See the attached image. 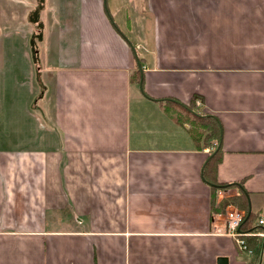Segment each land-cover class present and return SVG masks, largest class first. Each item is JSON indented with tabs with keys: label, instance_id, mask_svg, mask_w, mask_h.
<instances>
[{
	"label": "crops",
	"instance_id": "crops-1",
	"mask_svg": "<svg viewBox=\"0 0 264 264\" xmlns=\"http://www.w3.org/2000/svg\"><path fill=\"white\" fill-rule=\"evenodd\" d=\"M23 1L0 0L25 26L0 43V264H256L212 205L264 219V0H110L141 90L104 0H58L47 27ZM188 106L221 125L205 180Z\"/></svg>",
	"mask_w": 264,
	"mask_h": 264
},
{
	"label": "trees",
	"instance_id": "trees-1",
	"mask_svg": "<svg viewBox=\"0 0 264 264\" xmlns=\"http://www.w3.org/2000/svg\"><path fill=\"white\" fill-rule=\"evenodd\" d=\"M105 12L107 14V16L109 17L111 23L115 26V28L117 29L116 25L113 23L111 16L109 14L108 9H105ZM190 110L192 108H190L189 106L187 107ZM186 109V108H185ZM187 110V109H186ZM188 113L191 116V119L189 120L190 124H191V129H190V133L191 136L193 137V140L195 142H198L199 140H203L205 141L206 144L210 145L211 150H210V154L213 152V150L215 149V147L217 146V144L219 143L220 140V130H221V125L219 120L212 115H203V116H198V115H194L193 113H191L190 111H188ZM185 121L184 119H181L180 117L178 118V121ZM220 149L217 150V152L215 154H213L211 156V158L205 163L204 167H203V179H206V171L208 170V172H210V170L214 169V159L217 156L218 152ZM212 187L213 188H217V189H228L231 188L233 186H235V184H217L215 181L213 183ZM243 194H245L243 192ZM247 198V195H245ZM227 198H231V199H227L228 201H226L225 199L222 201V208L221 209H225L228 206H234L242 211H244V217L243 220L241 221L240 224V228L242 230H256L257 227L253 226V223L256 219V215L253 214L251 212V210H249V206L247 205V201L248 199H246L244 202L238 204L237 203V199L235 197H227ZM221 212V210L218 208L217 213ZM247 244L249 247H253L255 245V241L251 240L250 238H247Z\"/></svg>",
	"mask_w": 264,
	"mask_h": 264
},
{
	"label": "rangeland",
	"instance_id": "rangeland-1",
	"mask_svg": "<svg viewBox=\"0 0 264 264\" xmlns=\"http://www.w3.org/2000/svg\"><path fill=\"white\" fill-rule=\"evenodd\" d=\"M27 1L28 0H25L22 3L25 6L26 5H29L31 7L34 6L35 11H37L38 9H42L38 5L37 2H43L44 0H37V2L35 3V5L34 4H31L30 2H27ZM131 1H132V3L134 2V4L137 2V0H131ZM139 1L142 2V0H139ZM62 3H63V1H62ZM109 6L112 8V6H113L112 5V2H110V0H106V8L108 10H110L109 9L110 8ZM56 7L58 8V0H45V4H44V7H43L44 8V11H45V14L43 13L44 16L42 17L43 18V24L45 25V27L50 26L49 17H50V15L52 17V13H53L52 11ZM113 8H112V10H114ZM2 19L4 20V18L1 16L0 17V20H2ZM6 20H7L6 21V24H4V25L3 24H0V43H2V45L3 44L5 45L6 42L8 41V39H9V40H13V41L17 42L16 43L17 47L18 48H21V44H22L21 39H22V36L23 35L19 31V29H22L25 26H16L15 25L16 23L15 22H12L13 19L12 18L9 19V17H7ZM15 28L16 29L19 28V29L18 30H14ZM117 31H118V27H117ZM46 32L47 31H45L44 34H46ZM118 32L120 33V35H122V32L121 31H118ZM7 37H8V39H7ZM39 37H41V34H40ZM5 50H6V48H5ZM36 50H38V49H36ZM10 66H11L10 64L0 63V74H2L3 77L6 74L8 75V73H10L12 71V70L10 71ZM14 68H16V72L21 71L22 68H23L22 63H17L16 62V64H14ZM10 85H11V81L10 80H2V81H0V87H1L0 90H2V93L4 92V90H6L4 92L6 94V92H8V90L10 88ZM214 197L218 201H215V203H213L212 208H215L216 211H218V208L221 210V212H219L218 214H221L220 216H221L222 221H223V219L226 217V213L229 212V211H231L232 209H234V206H232V207L231 206L230 207L228 206V208L226 207L225 209L224 208L221 209L222 208V201L225 198H226L225 199L226 201H228L227 199H231V198H227V197L220 198V196H218V195H216ZM252 213L254 214V211H252ZM259 251H260V246H256V247H253L252 248V253H248L247 252L246 254L249 255V257H254V259H255V257H257V255L259 254Z\"/></svg>",
	"mask_w": 264,
	"mask_h": 264
},
{
	"label": "built area",
	"instance_id": "built-area-1",
	"mask_svg": "<svg viewBox=\"0 0 264 264\" xmlns=\"http://www.w3.org/2000/svg\"><path fill=\"white\" fill-rule=\"evenodd\" d=\"M220 215L221 214H218L219 217H221ZM243 217L244 213L242 211L232 209L226 213V217L223 219L222 229L217 230V232L230 236L234 240L237 248L246 253H252V247L248 246L247 238L254 240V246H260L258 254L260 257L261 253L260 264H264V219H257L256 230L246 231L240 228ZM259 257H257L256 264L259 263Z\"/></svg>",
	"mask_w": 264,
	"mask_h": 264
},
{
	"label": "water",
	"instance_id": "water-1",
	"mask_svg": "<svg viewBox=\"0 0 264 264\" xmlns=\"http://www.w3.org/2000/svg\"><path fill=\"white\" fill-rule=\"evenodd\" d=\"M104 7H105V9H107V8H106V0H104ZM122 36H123L124 39L127 41V43L130 45V47H131V49H132V51H133V53H134V56H135V59H136V64H137L138 69H139V72H140V76H139V89L141 90V82H142V67H141V64H140L139 59H138V56H137V54H136L135 47L132 45V43H131V42H130V41H129L124 35H122ZM185 108H186L188 111H190L191 113H193L194 115H198V116H200L199 114H197V113L194 112L193 110H190V109L187 108V107H185ZM218 148H219V144L216 146V148L214 149V151L209 155V157L206 159L205 162H207V161L211 158V156L217 152ZM209 184H210V185H213V184H211V183H209ZM247 199H248V197H247ZM248 206H250L249 199H248ZM249 210H250V209H249ZM260 261H261V253H260L259 263H258V264H260ZM217 264H228L227 258H226V257H219V258L217 259Z\"/></svg>",
	"mask_w": 264,
	"mask_h": 264
},
{
	"label": "bare ground",
	"instance_id": "bare-ground-1",
	"mask_svg": "<svg viewBox=\"0 0 264 264\" xmlns=\"http://www.w3.org/2000/svg\"><path fill=\"white\" fill-rule=\"evenodd\" d=\"M234 209H237V210H239V211H242V210H240V209H238V208H235V207H234ZM242 212L244 213V211H242Z\"/></svg>",
	"mask_w": 264,
	"mask_h": 264
}]
</instances>
